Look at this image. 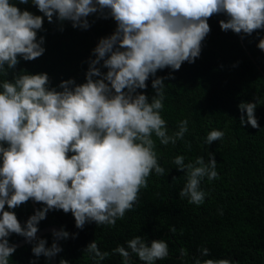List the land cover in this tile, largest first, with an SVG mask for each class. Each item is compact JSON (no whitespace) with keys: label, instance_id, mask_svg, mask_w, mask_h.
I'll return each mask as SVG.
<instances>
[{"label":"clouds","instance_id":"9594fccd","mask_svg":"<svg viewBox=\"0 0 264 264\" xmlns=\"http://www.w3.org/2000/svg\"><path fill=\"white\" fill-rule=\"evenodd\" d=\"M30 0H18L28 4ZM42 15L22 10L12 0H0V264H9L17 246L12 234L32 245L34 256L49 260L62 251L59 239L69 238L63 229L53 231V243L38 238V225L49 211L71 213L77 229L86 223L115 226L139 202L154 171L165 173L158 163L155 136L161 145H175L188 132V120L179 122L178 131L168 134L162 118L164 80L158 70L178 71L182 64L194 63L201 55L202 42L210 33L208 20L219 21L222 31L251 36L264 30V0H31ZM112 18L115 31L101 38L92 50L85 82L63 80L51 87L47 73L16 71L23 61H34L46 51L45 18L49 23L70 22L73 28H90L89 17ZM62 30V29H61ZM257 47L264 51V38ZM102 69H107L106 72ZM152 79L155 95L143 91ZM256 102H241V127L259 128ZM220 130L210 131L204 143L224 138ZM173 163L186 175L181 198L197 206L207 193L202 180L218 179L215 154L208 160L197 157L185 163L177 155ZM29 200L43 205L22 225L15 213ZM35 204V203H34ZM170 231L175 232V228ZM78 234H73V238ZM112 254L121 264H156L169 255L164 239L148 242L136 235ZM97 262L110 253L95 241L84 249ZM208 256L207 248L200 249ZM181 248V258L187 256ZM195 264H232L229 259L194 258ZM60 264H68L61 260Z\"/></svg>","mask_w":264,"mask_h":264},{"label":"trees","instance_id":"16d2710c","mask_svg":"<svg viewBox=\"0 0 264 264\" xmlns=\"http://www.w3.org/2000/svg\"><path fill=\"white\" fill-rule=\"evenodd\" d=\"M22 10L42 15L31 4H19ZM87 30L73 28L70 22L49 23L44 20L45 53L34 61H23L16 71L47 73L51 87L63 80L75 79L85 82L89 59H94L92 50L99 40L110 36L116 29L112 18L103 19L93 15ZM225 15H214L209 20L211 31L202 42V51L194 63H183L178 71L169 68L158 70L157 77L164 80V108L162 118L166 121L168 134L178 131L179 122L188 120V132L175 145H161L156 140L158 163L165 173L157 176L153 171L148 178V187L140 192L139 202L133 210L118 219L115 226L86 223L77 229L73 215L62 210L49 211L46 219L38 225L39 230L48 226H59L70 235L61 239L62 251L57 254L56 264L61 260L68 264H97L84 252L89 243L95 241L101 251L110 253L98 264H121V257L112 254L118 246L136 235L152 240L164 239L169 246V255L156 264H195L194 258L229 259L232 264H264V51L257 44L264 38V30L251 36L222 31L219 21ZM62 29V30H61ZM229 59V60H228ZM106 72L107 69H102ZM229 75V76H228ZM11 77L0 74V80ZM152 79L143 91L151 100L155 95ZM255 115L259 128L239 124L241 102H256ZM220 130L225 136L211 145L204 143L207 134ZM215 154L218 179L208 181L205 177L201 189L207 193L202 205L189 204L187 198L179 196L186 183V175L173 163L177 155L185 157V163L197 157L208 160V153ZM229 155V156H228ZM230 159V160H229ZM239 166V167H238ZM35 203L37 209L43 207ZM15 213L24 225L34 214L35 208L29 200L17 207ZM175 228V232L170 231ZM73 234H78L73 238ZM39 238L53 243V235ZM25 240L12 234L10 244ZM32 245L26 243L16 248L9 264H50L44 256L36 257ZM187 250L181 258L180 250ZM207 248L208 256L200 249ZM134 264H142L134 257Z\"/></svg>","mask_w":264,"mask_h":264},{"label":"water","instance_id":"95a60500","mask_svg":"<svg viewBox=\"0 0 264 264\" xmlns=\"http://www.w3.org/2000/svg\"><path fill=\"white\" fill-rule=\"evenodd\" d=\"M31 203L33 204V206H34V208H35V211H36L37 208H36V206H35V204H34V202H33L32 200H31ZM54 230L58 232V231L61 230V228H60L59 226H55V225L45 227V228H43V229H41V230L38 231V233H37V237L39 238V237H41V236H43V235H45V234H52ZM56 242H57V244L60 246L61 239L57 240ZM26 243H28V242H27L26 239H25V240H23V241H19V242L15 243V245H16L17 248H18V247L23 246V245L26 244ZM56 258H57V255L54 256L52 259H50V264H56Z\"/></svg>","mask_w":264,"mask_h":264},{"label":"bare ground","instance_id":"6f19581e","mask_svg":"<svg viewBox=\"0 0 264 264\" xmlns=\"http://www.w3.org/2000/svg\"><path fill=\"white\" fill-rule=\"evenodd\" d=\"M229 60V59H228ZM229 76V75H228ZM229 156V155H228ZM230 160V159H229ZM239 167V166H238Z\"/></svg>","mask_w":264,"mask_h":264}]
</instances>
